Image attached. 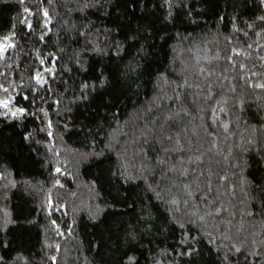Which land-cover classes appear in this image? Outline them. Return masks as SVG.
Segmentation results:
<instances>
[{"label":"trees","instance_id":"trees-1","mask_svg":"<svg viewBox=\"0 0 264 264\" xmlns=\"http://www.w3.org/2000/svg\"><path fill=\"white\" fill-rule=\"evenodd\" d=\"M0 264H264V0H0Z\"/></svg>","mask_w":264,"mask_h":264},{"label":"snow or ice","instance_id":"snow-or-ice-1","mask_svg":"<svg viewBox=\"0 0 264 264\" xmlns=\"http://www.w3.org/2000/svg\"><path fill=\"white\" fill-rule=\"evenodd\" d=\"M4 107H7V101L4 102Z\"/></svg>","mask_w":264,"mask_h":264}]
</instances>
